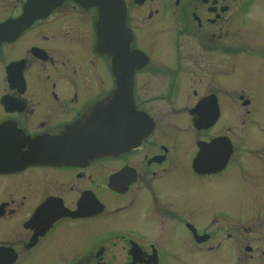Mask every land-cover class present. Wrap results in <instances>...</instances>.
I'll list each match as a JSON object with an SVG mask.
<instances>
[{
	"label": "flooded vegetation",
	"instance_id": "af4514ba",
	"mask_svg": "<svg viewBox=\"0 0 264 264\" xmlns=\"http://www.w3.org/2000/svg\"><path fill=\"white\" fill-rule=\"evenodd\" d=\"M262 212L264 0H0V264L254 260Z\"/></svg>",
	"mask_w": 264,
	"mask_h": 264
},
{
	"label": "rangeland",
	"instance_id": "374dc122",
	"mask_svg": "<svg viewBox=\"0 0 264 264\" xmlns=\"http://www.w3.org/2000/svg\"><path fill=\"white\" fill-rule=\"evenodd\" d=\"M184 114H181L178 116V119L181 120L182 117H184ZM238 198H233V204L235 205L234 208H232L233 212H238L241 210H249L246 209L247 205L246 203L243 201L242 199ZM238 200V201H237ZM245 200V199H244ZM261 211V210H260ZM264 213V212H262ZM225 233H223L220 236H218L217 238V243L221 242L222 245H225L227 243V239L224 236ZM260 238L262 240H264V233L258 234L257 236H253L252 239H257ZM235 240L231 241L230 243L232 244V247L234 248L233 245H235L236 242H241L243 241V239L240 236H235ZM257 245H260L261 248H263L262 246L264 245V243H256ZM215 254H220L219 252L215 253ZM194 256V255H193ZM258 259H248V258H235V256H233V262L231 261V264H264V256L262 257H257ZM184 259H185V264H227V259L228 257L226 256V254H221L220 256H213V255H209V254H201L200 257L198 256H194L192 257L191 255H189L188 252L185 251L184 254Z\"/></svg>",
	"mask_w": 264,
	"mask_h": 264
},
{
	"label": "water",
	"instance_id": "95a60500",
	"mask_svg": "<svg viewBox=\"0 0 264 264\" xmlns=\"http://www.w3.org/2000/svg\"><path fill=\"white\" fill-rule=\"evenodd\" d=\"M80 4H82L84 7H98V0H77ZM99 25L98 23L96 24Z\"/></svg>",
	"mask_w": 264,
	"mask_h": 264
}]
</instances>
